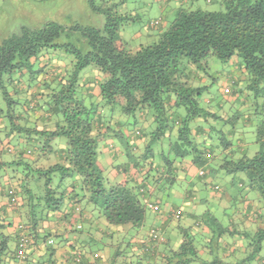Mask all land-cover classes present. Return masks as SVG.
Masks as SVG:
<instances>
[{
    "label": "trees",
    "instance_id": "1",
    "mask_svg": "<svg viewBox=\"0 0 264 264\" xmlns=\"http://www.w3.org/2000/svg\"><path fill=\"white\" fill-rule=\"evenodd\" d=\"M140 1L86 0L102 28L41 19L1 36L0 264H56L54 236L39 227L53 213L105 228L70 244L69 264H264V0H220L218 11L179 0L166 27L146 26L156 40L131 48L118 31L140 19ZM235 56L242 73L205 95L209 61ZM242 126L254 127L253 154ZM106 141L122 156L111 164ZM226 182L238 198L217 210L225 222L207 208L148 224L153 193L183 188L209 206L193 187Z\"/></svg>",
    "mask_w": 264,
    "mask_h": 264
},
{
    "label": "rangeland",
    "instance_id": "2",
    "mask_svg": "<svg viewBox=\"0 0 264 264\" xmlns=\"http://www.w3.org/2000/svg\"><path fill=\"white\" fill-rule=\"evenodd\" d=\"M179 0H141L140 4L137 3V7L134 8L139 15L140 19L131 24L125 25L119 28L118 36L121 42H125L131 48L138 46L139 44H150L156 40V28L151 30H146V26L149 22L161 19V26L166 27L168 22L174 18L178 7ZM3 4L4 13L8 16L9 21L3 22L0 20V38L3 34L7 32H12V30L17 29L23 22L25 24H35L40 22L41 19H52L62 24H69L71 22L79 23L82 25H91L102 28L105 19L102 14L94 13L89 9L86 0H25V9L21 8L20 2L17 1H5L1 2ZM183 2H181L182 4ZM220 0H189L187 2V8L189 9H204L210 11L221 10ZM18 4V5H16ZM25 12V17L19 15V11ZM159 26V25H157ZM7 30V31H5ZM15 32V31H14ZM242 60L240 57L235 56L227 62H222L217 58L209 61V74L205 78L209 85V92L205 95L220 91V83H226L230 73L234 71L233 75H236L235 71L241 69L240 63ZM239 72V71H238ZM212 75H217L219 80L213 82L211 79ZM107 113L109 111L107 110ZM124 116L119 115V119L122 121ZM129 127V125H127ZM244 128V129H243ZM243 129L245 142L249 146V153L253 154L257 150L258 146L254 143V137L256 136L254 127H241ZM247 129V132H246ZM240 132V131H239ZM236 200L235 197L233 201ZM208 206V205H207ZM211 211L215 212L221 221L225 222V217L220 213L218 205L215 202L207 207ZM150 211V210H149ZM221 214V215H220Z\"/></svg>",
    "mask_w": 264,
    "mask_h": 264
},
{
    "label": "crops",
    "instance_id": "3",
    "mask_svg": "<svg viewBox=\"0 0 264 264\" xmlns=\"http://www.w3.org/2000/svg\"><path fill=\"white\" fill-rule=\"evenodd\" d=\"M240 73H242L241 70H239L238 75H240ZM227 90L229 89L226 88L225 91ZM140 144L141 142L136 140L134 143V146L138 147ZM100 148H101V159L103 163L111 164L112 161L115 160L116 157L118 159L119 158L121 159L122 157L119 154L120 151L117 152V149L119 148H117L116 151L113 152V149H111L112 148L111 141L105 144H103L102 142L100 145ZM221 175L224 178L229 179V176L224 175L223 172L221 173ZM134 180H137V179L133 178V181ZM193 188L198 190L193 195L194 196L193 198L204 196L205 198H207V201L215 202L218 205V209L221 211V213H222V210L228 208L230 204H232L234 197L235 199L238 198V192L235 186L234 185L232 186V184H229L228 182H226L223 186L222 185L219 186V189H211V187L208 185L206 186L205 189H202V191H200L199 187L195 186ZM167 192H168V195L162 194L160 192L156 194L153 193L156 196L151 199V201H155V202H152L151 206L156 208V205H157L158 206L157 211H159V213H156L153 210H151L149 212L148 224L151 223V225H156V224L161 223L162 221L164 222V220L166 219L165 216L168 214L170 215L176 209H179L184 214L186 212L187 213L194 212L196 214H199V213L204 212L205 210H208L207 203H210V202L203 203L200 200L198 201V199H196L197 201L191 200V199L189 200V198H187V192H185L183 188H181L180 191H177V192L176 191H167ZM8 202H9L8 197L6 195H3L2 197H0V206L6 205L8 206L7 208L10 209V205L8 204ZM249 202L251 201H246L247 207L250 204ZM245 207L246 206H244V208ZM253 208H256V207H253ZM160 217H161V220H159ZM91 218L92 217L90 214L83 213L82 215H79L78 217L75 216L73 219L69 218L71 219L69 221L68 219L63 218L60 213H57V214L53 213L50 216V220H48L46 223H39L40 228L41 227L45 228V230L49 231L50 234L54 236L53 246L56 249L55 255H54L56 259V264H66V263L69 264L67 261L68 260L67 255L69 253L68 250L70 248V244H72L76 240L87 238L86 233L88 230L92 232L94 231V229H96V227H98L99 231L96 233H93V236L95 238L97 237V239L106 238L105 228H104L102 220H100L99 218L98 222H93ZM17 221H18V218H15V219H12L10 222L11 223L14 222V224L16 225L18 223ZM249 221L250 222L253 221L252 217L249 218ZM258 225H260V223ZM74 226H76V228H78L79 230H84V231L83 232H78V231L72 232ZM40 244L41 243H39V245ZM37 247L40 249V246H37ZM32 254H33L31 258L32 262H35L36 258L41 255V253L37 251H33ZM6 264H12V263L8 262L7 260ZM16 264H26V262L25 260H22V261L17 262Z\"/></svg>",
    "mask_w": 264,
    "mask_h": 264
}]
</instances>
